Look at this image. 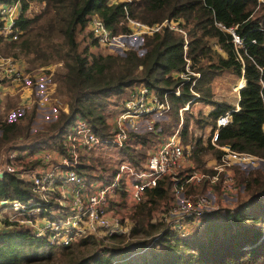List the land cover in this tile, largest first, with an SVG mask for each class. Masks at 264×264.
I'll return each instance as SVG.
<instances>
[{
    "label": "trees",
    "instance_id": "1",
    "mask_svg": "<svg viewBox=\"0 0 264 264\" xmlns=\"http://www.w3.org/2000/svg\"><path fill=\"white\" fill-rule=\"evenodd\" d=\"M19 1L14 28L20 31V38L0 35V52L3 56L32 55L31 66L58 62L52 79L67 96L68 107L59 109L56 118L41 130L32 131L37 105L27 122L21 121L24 114L2 120L0 156L2 150L8 151L7 147L17 143L20 145L12 148L19 151L62 145L64 134L80 116L93 123L105 142L113 143L107 140L115 132L109 117L144 84L161 97L167 94L171 107L166 113L169 118L156 121L144 132L132 130L135 144L121 147L130 161L140 163L148 144L178 124L179 109L198 99L191 89L192 71L201 73L198 82L228 71L246 80L243 87L240 83L239 107L228 100H212L216 108L196 120L203 127L230 109V122L220 128V143L264 157V5L257 0H132L127 4L110 0ZM36 4L41 6L34 9ZM93 14L100 15L114 33L132 31L128 17L149 24L168 19L178 28L164 24L140 35L142 43L137 48L103 52L94 50L101 43L90 29ZM229 28L242 37L243 45H235ZM183 71L188 77L181 76ZM214 78L209 77L207 86ZM178 87L180 94L175 92ZM189 124L186 116L183 139L194 145L195 163L205 167L206 154L216 155V148L193 135ZM86 158L81 155L79 171L90 179L98 177L90 171L96 166ZM235 171L240 185L235 201L207 214L203 226L193 233L182 235L153 219L154 210L172 197L167 175L147 191L145 201L132 208L128 234L89 233L69 244H51L30 226L15 225L0 230V264H264V163ZM0 197L33 199L39 202L33 206L40 207L43 216L62 207L53 197H40L13 172L0 176ZM3 221L15 224L7 218ZM41 246L45 250H40ZM56 252L62 261L55 258Z\"/></svg>",
    "mask_w": 264,
    "mask_h": 264
},
{
    "label": "built area",
    "instance_id": "2",
    "mask_svg": "<svg viewBox=\"0 0 264 264\" xmlns=\"http://www.w3.org/2000/svg\"><path fill=\"white\" fill-rule=\"evenodd\" d=\"M110 1L127 4L132 0ZM257 1L264 3V0ZM20 8L19 0L11 4L0 3V35L10 39L20 38V31L14 28ZM128 22L132 28L129 34L114 33L98 14L92 15L89 24L101 44L114 47H120L128 36L153 32L164 24L178 28L168 19L162 23L149 24L128 17ZM229 29L235 45H243L242 37L233 28ZM185 47L187 48V45ZM19 61L18 57L0 55V83L5 85L3 82L7 80L20 87L28 83L27 87H29L30 78L35 77L36 84L42 83L44 86L43 89H39L40 98L35 99L38 106L56 102L57 100H53L51 95L57 84L52 79V72L49 74L46 71L29 72L26 63ZM192 73L195 74L191 84L195 99L200 96L194 85L198 84L201 73L196 71ZM181 76L188 77V72H181ZM245 83L246 80H243L241 87ZM175 92L180 94V88L178 87ZM61 104H57L58 108H63ZM170 107L167 94L161 97L144 84L137 86L135 92L121 104L120 111L114 115L115 125L112 129L115 132L112 138L107 140L124 146L131 140V131L143 116L152 113L163 115ZM189 107L190 102L182 106L179 109L178 124L168 128L148 144L144 160L140 163L123 160L111 176L106 174L90 179L79 171L82 151H90L105 141L96 133L93 123L86 117L76 118L70 130L64 134L62 145L52 144L31 151H19L17 148L8 150L7 157L6 154L0 156V176L5 172H13L28 182L40 197L46 200L50 197H58L60 204L68 207L69 218L65 220L53 214L41 215V208L33 206L39 202L33 199L27 202L18 197H0V223H4L3 219H8V216L1 212L4 208L12 209L14 214L10 217L14 220L10 217L8 220L15 224L19 221L34 223L35 218L39 216L48 217L49 220L52 216L58 217L56 221L49 222L51 229L48 228L46 231L42 227H36L37 224H34V228L30 226L37 236L46 237L51 244H69L78 238V235L89 233H102V235L128 233L132 222L127 216L112 211L120 203L121 196L128 198L129 207L133 208L136 204L145 201L149 189L157 186L161 179L169 175L172 197L154 210L153 219L167 223L182 235L193 233L206 214L225 204V196L236 194L239 190L236 165L264 161V157L235 149L227 142L220 143V128L230 122L231 110L228 109L221 112L215 121L208 123L211 125V132L208 135V142L204 143L213 145L217 153L212 158H207L205 167L198 166L193 159L194 145L183 139L184 113ZM149 126L151 128L148 129L153 128L151 124ZM139 146L142 144L139 143ZM199 185H208V190H193ZM215 190L219 191V197H216ZM62 204L61 206L65 207ZM33 209H37L38 212L32 211Z\"/></svg>",
    "mask_w": 264,
    "mask_h": 264
},
{
    "label": "rangeland",
    "instance_id": "3",
    "mask_svg": "<svg viewBox=\"0 0 264 264\" xmlns=\"http://www.w3.org/2000/svg\"><path fill=\"white\" fill-rule=\"evenodd\" d=\"M264 5V3H262ZM41 5L40 4H36L34 5V9H38ZM130 32H127L126 34H129ZM142 35V34H140ZM138 35H132V36H128L127 39L123 40V44L120 47H114V46H106L103 44H100V46L98 47H94V50H100L103 52H123L125 49L130 48V47H135L137 48L138 46H140V44L142 43V36ZM1 53V52H0ZM3 52L0 54L2 55ZM21 55L18 57V59H20L19 62H23L26 63V68L29 69L27 71L31 72H40V71H46V73H50L48 72L50 68L53 72L55 71V69L57 68V66L59 65L58 62H53L50 65H46V66H31L30 63V59L32 58V55H27L24 53H20ZM23 60V61H22ZM31 67V68H30ZM43 67H46L45 69H42ZM45 73V72H43ZM228 74H222L218 77H215L214 80L212 82H210L211 84H209L208 86L205 85V82H198V84L196 83V85H194V89H196L199 93L200 96L205 97V98H209L210 100H205L203 98H199L197 100H195L194 102H192V104L190 105L189 109L184 113V122L186 120V116H189L190 119V132L193 133V135L196 136H201L202 137V141L203 142H208V135L211 132V125L210 122H208L207 124H205V126L201 127L200 124L197 122L196 117H205L208 116L209 113L216 108L215 105H213L214 103L212 102V100H216V101H221V100H232L230 102H233L234 100V92H236V90L239 88V84L241 83L242 79L240 77H233V78H229V76H227ZM35 77L30 78V99L28 101L24 100L21 96L22 92L24 91L25 87L28 86V83H25L24 87H20V86H11L9 85V82H7V80L5 82H3V84L1 86V90H0V124L2 120H6V121H10L11 119H15L17 118L19 115L24 114V117L22 118V122H27L28 120H30V116L32 115L33 109L34 107L37 105L36 109V113L34 116V120L32 122V131L35 130H41V129H45L48 124L53 121L56 118V115L59 113L58 109H56V105H45V106H38V104L36 103L35 99L36 98H40L41 93L39 92V89H43L44 86L43 84H36L37 79L35 80ZM207 78L204 81H207ZM232 81H231V80ZM236 79V81H235ZM213 83V84H212ZM204 86V88H203ZM215 91V93H214ZM53 97V100L56 99L58 104L63 103V100H61V96H64V100L67 101V96L65 95L64 92H61V90H58V84L54 90V92L51 94ZM29 97V96H28ZM128 98V96L126 97ZM125 98V99H126ZM124 99V101H125ZM59 100V101H58ZM123 101V102H124ZM122 102V103H123ZM62 109V108H61ZM169 118L168 115L165 113L163 115H159L157 113H152L150 116L149 115H145L143 116L142 119H140L141 121L139 123H137V126L135 128H133V130L137 131V132H144V130H146L147 128H151L149 126V124H151V126H154V123L158 120H163V119H167ZM109 120L111 121L112 126L115 125L114 124V115L109 117ZM154 122V123H153ZM175 126V125H174ZM1 133V130H0ZM166 134V133H165ZM135 138L132 137L131 140L129 142H127L128 144L133 143L135 144ZM152 143V142H151ZM150 143V144H151ZM20 144L17 143L16 145L13 144L12 147H17ZM12 147H7V150H12ZM121 147L123 146H119L116 145L114 143H110V142H101L99 145H97L94 149L90 150V151H82L83 155L88 156L89 158H86V160L90 163H93L96 167L93 170H90L91 172H93L94 174L98 175L99 177H102L104 175H112V172L119 166L120 162L123 160L128 159L127 157V152L124 150H121ZM135 145L132 146V148H134ZM11 148V149H10ZM2 150L1 151V155L2 154H6V157L8 156V152L9 151H5ZM26 151H31V149H28ZM137 152V151H136ZM92 156V158H91ZM211 153L206 154V158H212ZM4 157V158H6ZM264 163V161H259V162H254L252 164H247V165H243V164H238L236 165V168H240V169H248L254 166H261V164ZM26 166H31V165H27ZM87 177V175H85ZM88 178V177H87ZM201 186V188H199ZM240 189V188H239ZM193 190H199V191H207L208 190V185H199L196 188H193ZM216 197H219V191L215 190L214 191ZM236 196H238L237 194H233L231 196H225L224 197V201L225 204H231L233 203V201H235ZM54 201L56 200L57 202L59 201L58 197H53ZM116 198V197H115ZM114 198V199H115ZM55 201V202H56ZM61 202V201H60ZM129 200L128 198H125L124 196H121L120 198V203H118L114 208H113V212L116 214H120L123 216H127L129 218V220L132 222L130 214L132 212V208L129 207L128 204ZM62 204V203H61ZM63 205V204H62ZM65 206V205H63ZM67 206L65 207H60V208H56L52 210V214L55 216H60L63 217L65 220H68L69 216H68V210H67ZM32 211L34 212H38L37 209H33ZM3 215H7L8 219L11 216H13L12 214V209L10 208H4L1 210ZM207 215V214H206ZM205 215V216H206ZM52 216V219H47L46 218H35V222L33 223H28V222H20L18 224H13V225H5L4 223H0V230H6L10 227H13L15 225H20V224H26L28 226H32L34 228V224L36 225V227H42L43 230H47L48 228L51 229V226H49V222L51 221H56L58 217ZM204 216V217H205ZM126 217V218H127ZM11 220H14V218L10 217ZM203 219L202 218V223H198L197 225H199L198 227H196V229H200L203 226ZM129 221V222H130ZM129 224V223H128ZM195 225V226H197ZM195 231V230H194ZM98 236H101L102 233H96ZM128 234V233H127ZM78 237H80L78 235ZM44 246H41L40 250H45ZM47 248V247H46ZM57 260L61 259L60 257V253L56 252V257ZM58 261H62V260H58Z\"/></svg>",
    "mask_w": 264,
    "mask_h": 264
},
{
    "label": "crops",
    "instance_id": "4",
    "mask_svg": "<svg viewBox=\"0 0 264 264\" xmlns=\"http://www.w3.org/2000/svg\"><path fill=\"white\" fill-rule=\"evenodd\" d=\"M47 69H50V68H47ZM51 72H52V70H51ZM228 74L227 76H229V78H233V77H240V76H238V75H236V74H234V73H231V72H228V71H223L222 73H220V74H217V75H214V76H208L207 78H209V77H211V78H214V77H218V76H220V75H222V74ZM234 79V78H233ZM231 80V79H230ZM232 81V80H231ZM235 81H236V79H235ZM205 83L207 82L208 83V79H207V81H204ZM203 82V83H204ZM57 83V82H56ZM207 83H206V85H207ZM9 85H11V86H14L15 84H12V83H9ZM1 86H2V83H0V88H1ZM56 86H57V84H56ZM203 88H204V86H203ZM239 89H240V84H239V88L236 90V92H234V100H233V102H231V103H233V104H235V108L237 109L239 106H238V99H239ZM1 90V89H0ZM29 91H30V87H25V89H24V91L22 92V94H21V96H22V98L24 99V100H26V101H28L29 99H30V94H29ZM214 93H215V91H214ZM29 96V97H28ZM61 99L63 100V103L61 104L62 105V109H67V107H68V101H66V100H64V96H61ZM229 102L230 101H232V100H228ZM50 105H53V108H54V105H56V109H58V106H57V101L56 102H50L49 103ZM59 109H61V108H59ZM110 123H111V121H110ZM129 160V159H128Z\"/></svg>",
    "mask_w": 264,
    "mask_h": 264
}]
</instances>
